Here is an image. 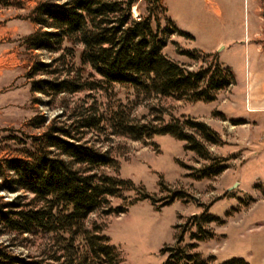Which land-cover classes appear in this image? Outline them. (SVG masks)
Here are the masks:
<instances>
[{"label": "rangeland", "instance_id": "rangeland-1", "mask_svg": "<svg viewBox=\"0 0 264 264\" xmlns=\"http://www.w3.org/2000/svg\"><path fill=\"white\" fill-rule=\"evenodd\" d=\"M47 1L57 2L0 0V160L40 154L48 129L64 128L115 162L116 168L105 167L100 173L133 183V191L109 198V206H124L144 194L150 198L135 202L124 214L103 216L98 211L87 219L89 225L103 227L121 252L122 264H166L167 254L161 250L174 246L183 231L184 244L194 243L189 237L196 227L187 223L204 212L217 221L204 225L211 235L197 243L196 252L213 258L211 264L233 257L264 264V112L247 111L248 95L244 98L248 80L264 73V0H148L141 2V12L133 7V18L151 11L164 28H177L193 37L168 35L162 53L169 60L191 71L212 61L231 70L235 83L209 104L146 100L124 85L54 97L33 93L35 81L53 78L35 75L36 66L60 56L61 62L49 72L61 70L63 78L75 67L81 68L83 81L99 79L89 67L81 66V46L66 41L61 51L27 48L29 37L39 32L30 21L32 13ZM116 110L135 123L195 119L218 133L222 144H206L212 156L206 161L170 136L133 141L112 135L106 123L96 130L79 128L82 119L106 117ZM210 166L227 169L200 178V172ZM175 193L177 198L165 205ZM20 194L29 197L0 192V198L9 202ZM44 243L40 235L0 237V245L18 257L37 256Z\"/></svg>", "mask_w": 264, "mask_h": 264}, {"label": "trees", "instance_id": "trees-1", "mask_svg": "<svg viewBox=\"0 0 264 264\" xmlns=\"http://www.w3.org/2000/svg\"><path fill=\"white\" fill-rule=\"evenodd\" d=\"M141 2L148 0L140 3L139 0H57L39 4L30 18L39 32L29 37L27 48L61 51L66 41L81 46V66L89 67L99 79L83 81L81 68L75 67L69 68L63 78L61 70L49 72L61 62L60 56L36 66L35 75L51 74L53 78L35 81L31 91L54 97L124 85L146 100L169 98L191 104L216 101L219 92L235 83L231 70L212 61L191 71L165 57L162 50L168 35L177 34L190 40L193 37L177 28H164L151 11L133 18L132 9L136 7L141 12ZM166 24H171L168 18ZM186 55L194 59L193 54ZM71 74L74 76L69 77ZM157 122L135 123L116 110L106 117L82 119L78 125L96 130L106 123L112 135L133 141L170 136L185 143L186 151L206 161L212 160L206 144H222L218 133L195 119ZM43 141L40 154L0 160V192L29 195L20 194L9 202L0 198V237L40 235L45 243L37 256L30 257L15 256L0 245V264H122L121 252L103 227L97 223L89 225L87 219L98 211L103 216L124 214L135 202L150 200L149 196L144 194L140 199L112 208L109 198H121L124 192L133 191L131 181L99 172L105 167L116 168L115 162L64 128L50 127ZM226 169L227 166L215 169L210 166L200 172V178L217 176ZM178 195L170 196L165 205ZM214 221L217 219L207 212L193 215L187 225L196 227L189 237L194 243L184 244L186 231L180 233L174 246L161 250L163 255L167 254L166 264H211L213 258L195 250L198 242L211 235L204 225ZM217 264L250 263L233 257Z\"/></svg>", "mask_w": 264, "mask_h": 264}, {"label": "crops", "instance_id": "crops-1", "mask_svg": "<svg viewBox=\"0 0 264 264\" xmlns=\"http://www.w3.org/2000/svg\"><path fill=\"white\" fill-rule=\"evenodd\" d=\"M256 84L259 85L258 88H256ZM247 95L248 101L246 108H249L247 111L264 112V73L255 78L253 76L248 80V83L245 84L244 89L245 99Z\"/></svg>", "mask_w": 264, "mask_h": 264}]
</instances>
